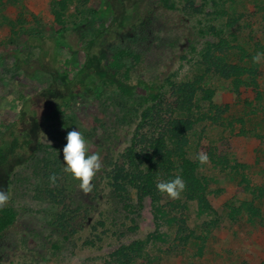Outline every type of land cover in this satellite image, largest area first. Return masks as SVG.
<instances>
[{
	"label": "rangeland",
	"instance_id": "obj_1",
	"mask_svg": "<svg viewBox=\"0 0 264 264\" xmlns=\"http://www.w3.org/2000/svg\"><path fill=\"white\" fill-rule=\"evenodd\" d=\"M58 1L0 0V55L17 47L22 35L29 31L53 35L64 26L69 30L66 40L74 47L80 67L84 63L94 73H104L105 66L121 65L113 58L117 48L138 53V63L133 65L127 60L123 64L132 69L134 77L155 80L161 87L162 103L173 100L171 84L197 81L202 90H210L213 95L209 103L198 91L193 108L194 125L188 134V157L194 160L201 151L208 155L215 147L220 152L222 139H227L230 165H245L244 173L251 184L264 185V75L258 81L260 96L243 88L236 96L230 81L207 73L200 58L206 44L219 39L226 42L222 53L230 61L244 58L241 50L252 56L264 52V0H170L172 9L163 7L161 0H65L66 8L56 22L48 7L58 11ZM93 10L100 11L99 16L93 15ZM41 48L44 55L38 49L33 50L34 60L20 63L17 69L12 60L7 63L0 60V126L17 119L15 98L21 91L35 92L28 101L29 116L25 122L33 118L31 112L35 111L37 123L43 126L38 134L39 150L31 157L12 160L8 173L0 171V190L10 193L8 205L17 214L14 225L4 234L0 255L12 264H102L103 258L74 256L69 243H61L58 250L50 246L60 242L54 231L57 215L63 208L73 211L84 207L89 195L82 193L79 181L63 171V163L58 177L62 203L55 206L45 192L48 183L44 165L63 149L67 132L77 129L87 141L89 154L101 156L103 166L94 184L110 149L128 139L126 126L133 118L132 109L142 102L143 90L136 89L131 98L116 91L104 92L97 98L84 84L82 75L74 82L72 89L76 95L69 101L64 116L44 123V115L51 109L49 97L53 89L57 91V84L53 75L44 70L55 68L52 43L41 41ZM259 64L264 70V60ZM65 69L70 76L74 75L70 67ZM21 75L33 82L20 79ZM198 175L207 181L208 200L219 219V227L206 231V223L215 216L198 214L194 203H187L185 210H172L170 203L181 205L183 197L178 200L167 197L162 205L170 215L185 220L195 239L181 245L175 228L161 221L157 231L160 237L146 244L143 259L149 264H261L264 229L245 217L234 224L226 217L228 207L237 205L241 199L236 193L233 173L217 168L210 161L200 165ZM261 209L264 214V203ZM144 215L139 235L154 230L148 207Z\"/></svg>",
	"mask_w": 264,
	"mask_h": 264
},
{
	"label": "trees",
	"instance_id": "obj_2",
	"mask_svg": "<svg viewBox=\"0 0 264 264\" xmlns=\"http://www.w3.org/2000/svg\"><path fill=\"white\" fill-rule=\"evenodd\" d=\"M161 1L163 7L173 8L170 0ZM57 4L58 11L53 6L48 7L56 22L61 19L66 1L60 0ZM92 14L99 16L100 11L93 10ZM60 25L59 22L58 26ZM68 31L64 26L53 35L48 32L29 31L22 35L21 45L17 44V47L7 49L0 55L1 61L7 63L12 60V66L17 69L21 66L20 63L28 64L34 60L31 57L33 50L38 49L43 54L41 41L52 43V61L55 68L44 70L53 75L52 80L57 84V91H51V109L45 113L44 123L57 121L64 116L69 101L76 95L72 89L74 82L82 75L84 84L97 98L107 91H116L122 97L131 98L138 88H142L143 97L142 102L132 109L133 118L126 126L129 128L128 139L121 146L110 149L87 204L73 211L63 208L57 215L54 231L60 242L51 243L50 246L58 250L61 243H69L74 256L103 258L105 260L102 264H134L137 260L141 261L140 264H149L143 259L145 246L151 239L160 237L157 231L161 221L174 227L177 240L181 245H186L191 239H195L194 232L188 228L183 218L170 215L169 210L161 203L167 196L159 193L156 188L157 182L171 180L177 174L182 176L187 187L182 193L181 205L169 202L172 210H185L187 203H194L198 214L215 216L206 223V231L218 228L219 219L208 200L207 181L198 175L200 164L187 154L188 134L194 125L193 108L198 91H201L203 100L209 103L212 100V91L202 90L197 81H183L170 85V96L173 100L167 104L162 103L161 87L156 81L134 77L132 69L123 64L127 60H131L133 65L138 63V53L127 48L115 49L113 58L121 65L105 66V72L97 74L84 63L80 67L74 47L66 40ZM225 44L222 39L206 44V49L200 56L206 72L230 81L231 90L236 96L241 94L242 88L257 97L260 96L258 81L264 75L260 64H253V56L248 55L246 50H241L244 58L230 61L222 53L226 49ZM22 53L25 57L21 56ZM65 67H70L74 75L70 76ZM20 79L27 83L33 82L22 75ZM53 92L59 94L53 95ZM83 92L87 91L83 89ZM34 96L35 92H19L15 98L17 119L0 126V171L8 173L12 160L22 156L31 157L41 147L38 134L43 126L37 123L39 117L36 112L32 111L33 118L25 122V117L29 116L26 114L28 101ZM229 144L227 139H222V150L219 152L215 147L208 153L214 166L221 170L229 169L233 173L236 193L241 197L237 205L228 207L226 217L230 224L245 217L249 223L264 229V214L261 209V204L264 203V185L251 184L244 173L245 165H230L226 153V145ZM62 150L44 165L48 183L45 192L55 206H61L62 191L59 180L53 185L49 177L53 173L59 177L61 164L64 163ZM147 207L154 230L139 235L143 230L144 211ZM16 217L17 214L10 205L0 209V246L4 234L12 228ZM196 239L202 240L201 237ZM201 249L200 247L199 251ZM6 261L7 258L0 255V264H12ZM261 264H264V254Z\"/></svg>",
	"mask_w": 264,
	"mask_h": 264
},
{
	"label": "clouds",
	"instance_id": "obj_3",
	"mask_svg": "<svg viewBox=\"0 0 264 264\" xmlns=\"http://www.w3.org/2000/svg\"><path fill=\"white\" fill-rule=\"evenodd\" d=\"M262 60H264V52H257L252 57L253 64L261 63ZM66 141L67 143L63 146L62 150L65 165L63 171L70 174L73 179L79 181L80 190L87 196L93 191V180L102 169L101 156L99 153L89 154L87 141L84 135L77 129L67 132ZM196 160L200 165L210 163L209 156L203 151L196 154ZM57 179L58 177L55 173L49 177V181L53 185ZM186 187V182L179 174L171 180H161L156 184L158 192L172 200L180 199ZM10 199L11 195L9 192L0 190V209L6 207Z\"/></svg>",
	"mask_w": 264,
	"mask_h": 264
}]
</instances>
